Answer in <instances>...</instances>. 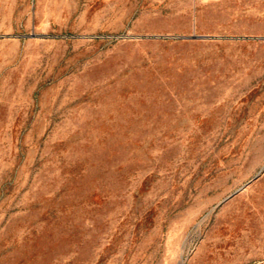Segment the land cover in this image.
<instances>
[{
  "label": "rangeland",
  "instance_id": "1",
  "mask_svg": "<svg viewBox=\"0 0 264 264\" xmlns=\"http://www.w3.org/2000/svg\"><path fill=\"white\" fill-rule=\"evenodd\" d=\"M0 264H264V0H0Z\"/></svg>",
  "mask_w": 264,
  "mask_h": 264
}]
</instances>
